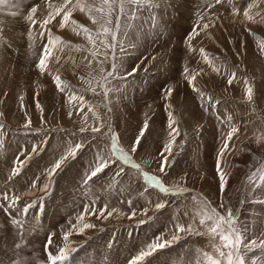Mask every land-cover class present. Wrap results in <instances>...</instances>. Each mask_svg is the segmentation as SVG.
I'll list each match as a JSON object with an SVG mask.
<instances>
[{"label": "rangeland", "instance_id": "obj_1", "mask_svg": "<svg viewBox=\"0 0 264 264\" xmlns=\"http://www.w3.org/2000/svg\"><path fill=\"white\" fill-rule=\"evenodd\" d=\"M75 2L71 0L66 8ZM86 2L100 7V0ZM63 4L64 0L0 4V197L4 193L10 199L21 197L11 209L8 201L0 199V264H48L49 253L58 254L60 247L72 249L62 264H128L157 236L170 240L177 223L186 228L191 224L195 231L182 233L170 247L148 257L147 264H203V253L213 252V243H220L218 237L196 234L205 231L199 213L211 209L224 216L231 209L238 226L246 229L245 242L264 240V0H221L219 4L216 0H150L147 4L140 0L124 14L117 9L111 17L118 41L115 76L127 78L109 80L108 88L115 91L107 98L102 89L92 91L102 76L101 65H89L92 46L82 29L70 22L60 27L64 9L45 29L40 27ZM33 6L34 26L27 19ZM245 8L252 19L245 18ZM234 9H238L235 15ZM93 15L99 20V13ZM117 15H121L119 28ZM69 20L93 35L103 23H94L79 9ZM194 26L198 34L193 33ZM49 30L63 43L52 48L41 73L37 64L48 44ZM189 33H193L190 41L186 40ZM111 56L109 51L102 65L105 74L112 70ZM120 57H124L122 62ZM134 67L138 71L128 77ZM203 72L209 73L207 82ZM56 75L71 87L59 91ZM195 81L198 86L193 85ZM245 81L253 88L251 101L245 95ZM233 85L239 88L235 92L230 88ZM74 94L84 97L82 110L78 100H70ZM180 107L195 124L192 129L182 127L176 113ZM169 113L175 121L172 127L183 128L185 133L182 139L176 138L180 140L170 166L161 173V160L143 159L140 153L146 145L149 157L161 155L170 137L169 131L161 132L168 129ZM146 121L148 130L133 151ZM237 124L238 133L221 154L228 133ZM93 127L100 131L92 133ZM113 134L131 163L113 151ZM78 143L82 148L76 159L49 182L46 170ZM34 145L37 152L31 155ZM29 155L31 159L13 176L17 158L25 161ZM98 163L107 167L85 183ZM144 172L157 176L165 186L187 191L162 193L147 184ZM37 178L38 187L32 189ZM45 183L49 187L42 191ZM161 202L166 206L157 210L155 205ZM105 207L104 216L115 210L107 219L101 215ZM81 215L84 223L94 225L83 233L79 232L83 223L77 220ZM14 219L20 223H13ZM74 225H78L75 231ZM65 233H70L67 240ZM50 236L52 243L46 248ZM262 256L264 249H253L247 264Z\"/></svg>", "mask_w": 264, "mask_h": 264}, {"label": "snow or ice", "instance_id": "obj_2", "mask_svg": "<svg viewBox=\"0 0 264 264\" xmlns=\"http://www.w3.org/2000/svg\"><path fill=\"white\" fill-rule=\"evenodd\" d=\"M6 0H0V4H4ZM140 0H100V7H96L94 4L87 3L86 0H76L75 4L72 5L70 8H66L68 4L71 3V0H64V4L60 7L55 8L53 12H50L48 17H46L42 22H40L41 29H45L47 24L51 22V20L56 16L59 15L63 10V19L60 22V27L64 28L66 26V22H70L72 25L76 26V28L82 29V32L89 42V44L92 46L88 50V54L92 57L91 60H89V65L93 63H97L98 65H101L100 72L102 73V76L100 80L97 82L95 86H92V82L88 81L89 85L92 86V91L95 94L96 89H102L103 95L105 98H107L110 91H115L114 89L108 88V81L111 79H126L119 78L115 76V73L119 70V66L116 63L117 56L115 55V49L117 47V33L114 31L111 27V17L114 11L117 9L119 10L120 14H124L125 10L128 6L134 5L139 3ZM221 0H216V3L219 4ZM145 3H150V0H145ZM76 9H79L81 12H86L89 17L93 20L94 23H98L99 20H102L103 23L100 25V30H98L95 35L91 33V31L82 26L78 25L76 21L69 20L70 15L73 11ZM36 12V7L33 6V8L30 10V13L27 17L28 20L31 21L32 25L34 26L37 21L33 19V14ZM99 13V20L96 16L93 15V13ZM238 9L233 10V14H237ZM244 16L247 19H252V17L249 14V8L244 9ZM120 20L121 15L116 16V25L117 28L120 27ZM205 28L208 27V25L204 26ZM193 33H197L196 26L193 28ZM193 33H189V35L186 37V40H191L193 38ZM79 34V33H78ZM43 35V32L41 33ZM48 37L49 41L48 44H45L44 49L41 53L40 59L38 61L37 67L43 73L46 69V57L49 56L52 52V48L55 46V44H62L63 41L61 37L59 36H53L51 31H48ZM109 37L111 38L109 40ZM122 47V45H121ZM109 51L112 52L111 59L113 61L112 63V70L110 72L104 73V68L102 65L108 61L109 59ZM203 52V49H201ZM103 56V59H100V56ZM58 59V58H57ZM122 62L124 57L119 58ZM138 71V67H134L131 72L127 73V76L130 77L135 72ZM233 76H235V73H233ZM233 78H229L228 83H232ZM54 82L56 83L57 89L59 91H64L65 88L71 87V85L68 84V82L63 81L59 75H56L54 77ZM189 84L192 85V80L189 79ZM246 84V92L245 95L249 101L252 100L253 96V88L251 86L247 85V81H245ZM172 89L169 88L167 90V95H171ZM71 99L78 100L80 102L81 110L85 107V101L84 97L82 95H73L70 97ZM37 106L39 107V103L37 102ZM89 111H92L91 108H89ZM72 113L69 112V117H71ZM172 114L169 113V127L170 132L169 136L170 139L167 142V144L164 146V148L161 150V156L163 159L160 162V172L163 173L165 170L170 166L169 160L170 157L173 155V150L176 147V138L180 135L179 130L177 127H172L173 123ZM2 128V126H0ZM148 130V122L146 121L144 126L140 130V134L136 138V143L133 145V151H136L137 146L141 143L146 131ZM81 132L87 131L86 128H81ZM100 131L99 127H93L91 129L92 133H98ZM239 129L238 127H232L231 131L228 133V137L224 142V147L221 148L220 152L223 154L224 150L228 147L229 141L232 139L233 135L238 133ZM183 142H181L182 145ZM82 148L81 144H76L75 147L70 148L68 151L65 152L64 155H62L59 159L55 160V162L51 165L49 169L46 170V175L48 177V181L51 182V180L55 177V175L67 164L69 161H72L76 159L77 153ZM112 149L116 153V155L119 156V158L124 161L125 163H131L129 155L122 149L118 148L117 146V137L115 134L112 136ZM37 152V146H33V152L31 155H35ZM167 153V154H166ZM31 155L25 158V161H20L19 158H17V161L14 162V167L12 169V175L16 176L18 175L22 168L23 164L31 159ZM220 160L219 157L217 159V173L220 176V187L223 191L225 186V180H224V174L220 170L219 167ZM18 165V166H17ZM107 167V163H98L94 170L90 173V175L85 180V183H87L88 180L92 179L93 177L100 174L103 169ZM134 167H139V165H134ZM122 171V170H121ZM144 180L147 182V184L154 186L155 188L159 189L162 193H180L185 192L187 189L185 188H179V187H168L165 186L164 183L155 175H151L147 172L143 173ZM253 177H250L252 179ZM38 179L34 180L32 182V189H35L38 187ZM261 179H264V176L261 177ZM49 187V183H45L43 185L42 191H46ZM0 199H3L5 201H8V208L11 209L16 206V204L20 201L21 197L18 195H13L11 199L9 198L8 193H4ZM166 206L165 202L157 203L155 205V208L157 210L164 208ZM31 207V205H26L24 208V212H27L28 209ZM93 214L95 212V209L92 210ZM107 211V207L104 209H101V215L104 219H107L108 217H111L113 215V211L107 212V216H104L103 213ZM147 212V209H145V213ZM133 215H135V212H133ZM200 219L199 223L200 225L205 229L204 232H196L197 235H208L212 238L218 237L220 243L215 244L213 243L212 248L213 252H204L203 253V264H247L246 257L248 254L252 252L253 249L259 247L261 249H264V240L259 241L257 243L256 240H253L251 242H245L244 232L246 229L238 226L237 224V218L232 213V210L229 209L228 215L224 216L218 213L215 209H211L210 211H202L199 213ZM78 224L83 223V227L79 228V232L83 233L85 230L94 227V225L90 223H84V215H81L77 218ZM13 223L19 224L20 222L18 220H13ZM141 224L145 223V221H140ZM22 227V225H21ZM78 225L73 226V231L77 229ZM176 232L172 236L170 240L164 239V237L157 236L153 242L149 243L146 247V249H142L136 256L132 257V259L129 260L128 264H147V258L152 256L158 251H161L164 248L170 247L173 243L177 242L181 238V234L185 232H193L195 229L192 227L191 224L187 226V228L181 224L177 223L176 226ZM70 233L64 234V239L67 240L69 238ZM52 243V237H49L48 243L46 244V248L49 247ZM226 249V251H225ZM72 249L70 247H60L59 252L56 255H52L49 253L48 255V264H62V262L66 261L68 259V256L70 255V252ZM252 264H264V256L254 259Z\"/></svg>", "mask_w": 264, "mask_h": 264}, {"label": "bare ground", "instance_id": "obj_3", "mask_svg": "<svg viewBox=\"0 0 264 264\" xmlns=\"http://www.w3.org/2000/svg\"><path fill=\"white\" fill-rule=\"evenodd\" d=\"M203 73H205V72H203ZM208 75H209V73H207ZM207 74L205 73V74H203L206 78H204V77H202V78H204V82H207V80H209V77L207 76ZM197 79V78H196ZM197 81H195V82H193V85H196V86H198L197 85ZM199 85H201V84H199ZM195 86V87H196ZM176 95H175V92H174V94H172V99L175 97ZM176 98V97H175ZM172 99H171V101H172ZM172 104L174 105V108L175 107H177L176 106V104H175V102L174 101H172ZM171 108H173L172 107V105H171ZM173 108V109H174ZM229 109H231V108H229ZM228 109V110H229ZM177 110H179V111H176V113L178 114V117H179V120H181V122H182V127L183 128H186V130H188V129H192L193 128V125H195V124H192L191 122H189V119H188V117H187V115L183 112V110H181V108H178ZM175 111V110H174ZM230 112H231V110H230ZM240 122V121H239ZM238 125V129H239V127H240V124H237ZM182 128V129H183Z\"/></svg>", "mask_w": 264, "mask_h": 264}, {"label": "crops", "instance_id": "obj_4", "mask_svg": "<svg viewBox=\"0 0 264 264\" xmlns=\"http://www.w3.org/2000/svg\"><path fill=\"white\" fill-rule=\"evenodd\" d=\"M236 85H237V84H236ZM233 86H234V85H233ZM239 87H240V86H239ZM230 88H233V92H235L236 90L239 89V88H236V89H235V86H234V87H230ZM217 96H218V95H217ZM181 98H182V97H181ZM232 102H234V101H232ZM224 103L227 104V101L224 102ZM227 105H229V104H227ZM232 107H233V106H232ZM180 108H181V107H180ZM223 108L227 109L226 106H223ZM181 110H182V109H181ZM183 112H184V111H183ZM184 113H185V112H184ZM185 114H186V113H185ZM186 115H187V114H186ZM187 117L189 118L190 116L187 115ZM189 119H190V118H189ZM190 120H191V119H190ZM191 121H192V120H191ZM193 122H194V121H193ZM195 123H196V122H195ZM173 125H175V123H174ZM173 125H172V126H173ZM180 126H181V124H180ZM166 128H168V129H161V132H162V130H163V131H167V132L169 131V132H170L169 122H167V127H166ZM178 128H179V130H180V131H179L180 136H177V137L182 139V138H183V133H185V132H184L183 129L181 130L180 127H178ZM181 136H182V137H181ZM169 139H170V137L167 138L166 143L169 141ZM179 140H180V139H179ZM179 140H177L176 143H177ZM148 146L150 147L149 144H148ZM126 147H127V146H126ZM141 150H142V153H143V154L140 153V154L142 155V156H141V155H140V156H141L143 159L146 158V157H147V159H149V160H151V161H153V160H154V161H156V160L158 161V160H162V159H163V157H162L161 155H160L158 158L156 157L157 159H156V158L153 159V157H149V156L151 155V154H150L151 152H149V151L146 152V150H147V146H146V145H145V148H144V149H141ZM148 152H149V153H148ZM151 161H150V162H151Z\"/></svg>", "mask_w": 264, "mask_h": 264}]
</instances>
